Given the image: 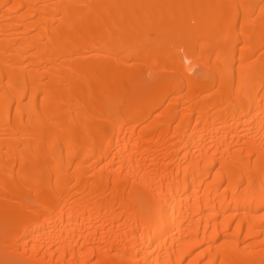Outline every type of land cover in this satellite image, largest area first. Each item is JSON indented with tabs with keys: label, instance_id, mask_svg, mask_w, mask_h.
I'll use <instances>...</instances> for the list:
<instances>
[{
	"label": "bare ground",
	"instance_id": "6f19581e",
	"mask_svg": "<svg viewBox=\"0 0 264 264\" xmlns=\"http://www.w3.org/2000/svg\"><path fill=\"white\" fill-rule=\"evenodd\" d=\"M0 235V264H264V0H0Z\"/></svg>",
	"mask_w": 264,
	"mask_h": 264
},
{
	"label": "rangeland",
	"instance_id": "374dc122",
	"mask_svg": "<svg viewBox=\"0 0 264 264\" xmlns=\"http://www.w3.org/2000/svg\"><path fill=\"white\" fill-rule=\"evenodd\" d=\"M1 238H2V236L0 235V239H1ZM204 261H206V262H207V261H208V259H206V260H204Z\"/></svg>",
	"mask_w": 264,
	"mask_h": 264
}]
</instances>
